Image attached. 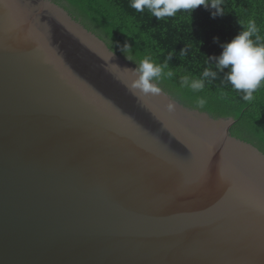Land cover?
I'll return each instance as SVG.
<instances>
[{
    "label": "water",
    "instance_id": "water-1",
    "mask_svg": "<svg viewBox=\"0 0 264 264\" xmlns=\"http://www.w3.org/2000/svg\"><path fill=\"white\" fill-rule=\"evenodd\" d=\"M137 67L54 0H0V264H264V153L134 95Z\"/></svg>",
    "mask_w": 264,
    "mask_h": 264
},
{
    "label": "trees",
    "instance_id": "trees-1",
    "mask_svg": "<svg viewBox=\"0 0 264 264\" xmlns=\"http://www.w3.org/2000/svg\"><path fill=\"white\" fill-rule=\"evenodd\" d=\"M88 30L106 42L119 55L139 65L145 57L157 64L168 63L165 72L172 78L155 81L184 105L208 112L213 117H233L231 134L255 145L264 153V88L246 102L226 82L224 73L211 82L205 81L203 91L181 85L185 75L199 79L205 68L214 70V61L223 45L237 35L249 20H255L264 43V0H220L223 15L212 16L213 9L203 5L190 12L179 11L174 17L157 21L147 10L136 12L131 0H54ZM209 3L212 0H208ZM218 38V39H215ZM255 40V36L253 37ZM127 46L128 51L122 49ZM186 49L187 55L181 51ZM171 58L169 59V55ZM205 98L203 108L197 100Z\"/></svg>",
    "mask_w": 264,
    "mask_h": 264
},
{
    "label": "clouds",
    "instance_id": "clouds-1",
    "mask_svg": "<svg viewBox=\"0 0 264 264\" xmlns=\"http://www.w3.org/2000/svg\"><path fill=\"white\" fill-rule=\"evenodd\" d=\"M202 5L214 10L213 17L224 14L220 0H212L211 3L208 0H131L130 3V7L136 12L142 13L147 10L157 21L174 17L179 11H187L191 15L194 9ZM242 28L243 30L223 45V50L218 56L209 58L210 63L214 61V70L205 68L199 79H190L185 75L181 78V85L189 87L193 91H203L206 80L211 82L217 79L218 75L227 69L224 76L226 82L231 85L234 91L243 93L244 101L252 102L255 98L254 93L258 89L264 88V43L261 42V37L258 35L259 29L255 20H249L247 26L242 25ZM128 49L125 46L122 50L127 52ZM181 54L187 55V50H182ZM166 68H168L167 61L161 65L155 63L151 58L145 57L139 62L136 69H132L134 78L126 79L124 83L134 95L139 97L159 96L162 89L154 81L174 76V72L171 70L165 72ZM205 104V98L197 100L198 107L203 108ZM167 110L173 112L175 110L174 103L169 102Z\"/></svg>",
    "mask_w": 264,
    "mask_h": 264
}]
</instances>
